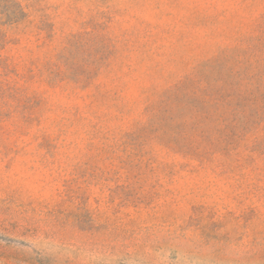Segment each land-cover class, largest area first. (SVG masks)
Returning <instances> with one entry per match:
<instances>
[{
	"label": "rangeland",
	"instance_id": "1",
	"mask_svg": "<svg viewBox=\"0 0 264 264\" xmlns=\"http://www.w3.org/2000/svg\"><path fill=\"white\" fill-rule=\"evenodd\" d=\"M0 264H264V0H0Z\"/></svg>",
	"mask_w": 264,
	"mask_h": 264
}]
</instances>
